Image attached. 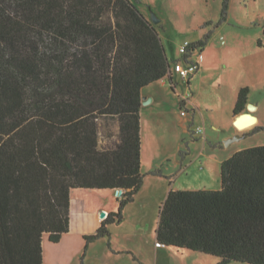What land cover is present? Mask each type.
<instances>
[{
    "label": "trees",
    "instance_id": "16d2710c",
    "mask_svg": "<svg viewBox=\"0 0 264 264\" xmlns=\"http://www.w3.org/2000/svg\"><path fill=\"white\" fill-rule=\"evenodd\" d=\"M137 1L0 0V264H44V235L59 242L70 231L72 189L123 190L117 210L83 235L91 243L110 236L144 185L142 89L173 83L176 60ZM249 93L240 88L234 115ZM101 117L117 123L108 147ZM156 234L219 264H264V144L223 160L219 189L170 190Z\"/></svg>",
    "mask_w": 264,
    "mask_h": 264
},
{
    "label": "rangeland",
    "instance_id": "374dc122",
    "mask_svg": "<svg viewBox=\"0 0 264 264\" xmlns=\"http://www.w3.org/2000/svg\"><path fill=\"white\" fill-rule=\"evenodd\" d=\"M225 2H136L146 17L151 19L155 13L161 19L157 29L170 61L182 56L180 46L186 40L194 43L208 35L203 53L206 57L204 71L191 76L190 83L177 73L173 83L169 76L154 82L161 89L163 102L147 105L143 112L145 167L154 152L159 151L163 157L170 154V160L160 161L162 165L155 169L166 168L168 172L167 163H170V175H167L170 184L171 177L182 169L179 180L175 179L176 189H191L211 182L214 170L208 166V156L231 157L238 150L264 144V0H228L226 14ZM49 39H46L48 44ZM198 53L195 52V58ZM244 86L250 88L251 103L259 104V108L243 112L259 117L256 126L257 119L247 115H234L233 120L234 94L238 87ZM193 98L197 99L198 107L191 102ZM183 99L186 105L181 104ZM183 111L187 115H183ZM183 118L189 119L184 122ZM99 122L100 144L102 147L113 145L118 140L116 119L101 117ZM234 125L240 130L238 134L246 136L227 145V139L235 135H231ZM110 131L116 136L109 139ZM156 138L158 150L154 148ZM202 160L207 161L205 167ZM153 179V173L146 176L147 184L124 208V219L110 224L111 235L91 243H87L82 230H93L102 211L117 210L118 193L110 189H76L71 210L72 231L56 243L49 240L48 234L44 235L47 243L44 264H219L221 258L215 255L157 244L160 207L165 199L159 187H154ZM217 186L221 187V168L217 171ZM80 193L85 197L81 198L83 194ZM228 264L250 263L233 261Z\"/></svg>",
    "mask_w": 264,
    "mask_h": 264
},
{
    "label": "crops",
    "instance_id": "0c3cea01",
    "mask_svg": "<svg viewBox=\"0 0 264 264\" xmlns=\"http://www.w3.org/2000/svg\"><path fill=\"white\" fill-rule=\"evenodd\" d=\"M204 51L205 50H203V53H204ZM182 58V56L180 57V58H177V59H175V60H180ZM205 59H206V57L204 56V60H203V62L201 63V67H200V69H199V71H197V72H195L194 74H196V73H198V72H203L204 71V69H205ZM173 66V65H172ZM175 73H177V72H175V71H173V76H174V74ZM177 74H179V73H177ZM194 74H192L191 76H193ZM180 75V74H179ZM181 76V75H180ZM186 80V79H185ZM188 80H190V78L189 79H187V81ZM165 83L163 82L162 83V85H164ZM160 87H158V86H156L155 85V83H151V84H149V85H147L146 87H144L143 89H142V98H143V101H144V97H147L149 100H148V102H146V103H142V107H141V137H142V172L145 174V181H144V185L142 186V188L145 186V184H147L146 183V176L148 175V174H152V172L151 171H154V170H160V174H153V177H154V179H153V181L152 182H154V187H156V186H158L159 187V189L162 191V194L164 195L163 197H164V199H166V197L168 196V194H169V192H170V190H172V189H176L175 188V186L177 185V183H176V181H175V179H177L178 178V180H179V175H180V173H181V170L182 169H180V171H179V173H178V175H175V176H173V177H171V179L173 180V181H171V184H170V176L169 177H167V175H170L169 173H170V163H167V165H169V171L168 172H166V168H157V169H155V167L156 166H160V165H162V164H160V161H167V160H170V154H166L164 157L162 156V153H160L159 151L158 152H154L153 154H152V158L150 159V162L148 163V165H147V167H145V164H146V162H145V157H144V143H143V130H144V120H143V112H144V108L145 107H147V105H153V104H162V102H163V99H162V95H161V93H160ZM239 90H240V88L238 87V89L236 90V92H235V94H234V107H235V104H236V101H237V98H238V93H239ZM219 96H222V95H220L219 94ZM186 100V99H185ZM184 103H183V105H186V101H184V99L182 100ZM182 101H181V104H182ZM250 102H252L251 100H249ZM191 102L194 104V106L195 107H198L199 105H197V99H192L191 100ZM214 105H216V103H214ZM256 105V107L257 108H259V104L258 103H256L255 104ZM149 109H147V112H149L148 111ZM233 110H234V108H233ZM253 112V111H252ZM254 113V112H253ZM155 114V113H154ZM183 115H187L186 113L185 114H183ZM233 116H234V113H233ZM234 118H235V116L233 117V120H234ZM167 119V118H166ZM184 119V122L186 121L187 122V119H189V118H183ZM256 119H257V123L254 125V126H256L258 123H259V117H256ZM158 121V120H157ZM190 121V120H189ZM155 122H156V120H155ZM254 126H252V127H254ZM213 127H215V128H217V125L216 124H213ZM251 127V128H252ZM251 128H249V129H247V130H245V131H248V130H250ZM240 130L234 125L233 127H232V132H231V135H233V134H238V132H239ZM245 131H242V132H245ZM165 139V138H164ZM166 139H168L167 137H166ZM155 140V139H154ZM162 141V140H161ZM163 141H166L167 142V140H163ZM160 142V141H159ZM165 143V142H164ZM155 145H156V147L154 146V148H156V150H158V148H157V146H158V141H157V138H156V140H155ZM228 155H231V153H229ZM233 155V154H232ZM222 156H219V155H211V156H208V159H209V161L210 162H208V166H209V168H211V169H213L214 170V174H211V182L209 183V182H204V184L203 185H201V186H197L196 188L194 187V188H191V189H219V188H217L218 186H217V171H219L220 170V168H221V163L223 162V160H225V159H227L228 157H230V156H226V158H221ZM177 162H179V160H177ZM205 162L207 163V161H205V160H202L201 161V163L203 164V167H205L206 165H205ZM164 163V162H163ZM190 163H191V165H192V163H193V160H191L190 161ZM215 172H216V175H215ZM213 175V176H212ZM177 180V181H178ZM168 181H169V183H168ZM174 182V183H173ZM173 183V184H172ZM158 184V185H157ZM160 185L162 186V188L160 187ZM175 185V186H174ZM177 187V186H176ZM142 188L138 191V193L142 190ZM221 188V187H220ZM76 189H84V188H74V189H72V191H71V210L73 209V204H74V201H75V198L74 197H76V195H75V191H76ZM104 189H110V190H115V189H111V188H102V189H97V188H94V190H104ZM138 193L136 194V196H135V199H136V197H137V195H138ZM80 194H83V195H80ZM79 195L80 196H82L81 198H84L85 197V194L84 193H80ZM134 199V200H135ZM131 203V202H130ZM129 203V204H130ZM162 207V206H161ZM160 207V208H161ZM102 209H105V208H102ZM101 209V210H102ZM101 210H99V213H100V211ZM106 210V209H105ZM107 211L108 212H110L108 209H107ZM106 211V212H107ZM107 215V214H106ZM160 215V214H159ZM103 221V219H101V217L99 216V214H98V220H97V222L94 224V228H93V230H82V234L84 235V234H86V233H91V232H93L94 230H96V228L101 224V222ZM109 226H110V224H109ZM108 226V227H109ZM109 229H110V227H109ZM72 231V218H71V224H70V231L68 232V233H65L64 235H66V234H69L70 232ZM63 235V236H64ZM111 235V234H110ZM62 236V238L61 239H63L64 237ZM156 236H157V234H156ZM105 237V236H104ZM157 240V239H156ZM56 243V242H55ZM47 243L43 240V254H44V260H45V249L47 248V245H46Z\"/></svg>",
    "mask_w": 264,
    "mask_h": 264
},
{
    "label": "built area",
    "instance_id": "2783aa9c",
    "mask_svg": "<svg viewBox=\"0 0 264 264\" xmlns=\"http://www.w3.org/2000/svg\"><path fill=\"white\" fill-rule=\"evenodd\" d=\"M199 51L197 58H195V52ZM180 52L182 53V58L180 60H176L171 68V72L173 71L179 73L183 79H189L192 74L199 71L201 67V63L204 60L203 51L199 49H194L193 42L186 40L180 46ZM185 113V111H183ZM118 195L123 193L122 189H117ZM160 245L159 243H157Z\"/></svg>",
    "mask_w": 264,
    "mask_h": 264
},
{
    "label": "water",
    "instance_id": "95a60500",
    "mask_svg": "<svg viewBox=\"0 0 264 264\" xmlns=\"http://www.w3.org/2000/svg\"><path fill=\"white\" fill-rule=\"evenodd\" d=\"M160 21H161V19H159V18L157 17V14L152 13V15H151V22H152L153 24H159ZM148 100H149V99H148L147 97H144V101H143V103L148 102ZM184 101H186V100L184 99ZM254 107H256L255 104H253V103H251V102L248 103V106H247L248 110L251 111V109L254 108ZM240 115H247V116H250V117L256 118V116H254V115H252V114H250V113H243V114H240ZM237 117H238V116H237ZM245 136H246V134H243V135H242V134H235L233 137H230L229 139H227L226 143H227V145H230V144H231L232 142H234L235 140L241 139V138H243V137H245ZM116 191H117V190H116ZM106 214H107L106 211H102V213H101V217H105Z\"/></svg>",
    "mask_w": 264,
    "mask_h": 264
}]
</instances>
